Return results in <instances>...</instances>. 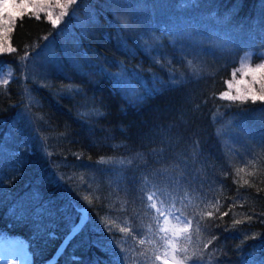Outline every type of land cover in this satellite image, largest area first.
Segmentation results:
<instances>
[{
    "label": "trees",
    "instance_id": "1",
    "mask_svg": "<svg viewBox=\"0 0 264 264\" xmlns=\"http://www.w3.org/2000/svg\"><path fill=\"white\" fill-rule=\"evenodd\" d=\"M66 13L25 12L0 53V240L25 248L20 264H145L164 251L156 191L192 219L178 256L264 264V101L222 98L264 51V0Z\"/></svg>",
    "mask_w": 264,
    "mask_h": 264
},
{
    "label": "snow or ice",
    "instance_id": "2",
    "mask_svg": "<svg viewBox=\"0 0 264 264\" xmlns=\"http://www.w3.org/2000/svg\"><path fill=\"white\" fill-rule=\"evenodd\" d=\"M76 0H67V4H73ZM191 4V0H184V5L188 6ZM57 7L61 9H65L64 3H57ZM11 9L12 11H9ZM16 9H19L20 12L17 14L15 12ZM29 9V5L26 3H9V0H4L2 4H0V13H7L8 20L0 19V24H8L12 25L15 22L16 18H23L25 12ZM43 11V8H41ZM39 19L38 13H32ZM67 14L66 11L62 10L60 16ZM74 14V13H73ZM47 19L55 26L59 23L60 17H53L52 12H47L46 14ZM118 22L121 24L122 27L127 28L129 26V18L128 17H117ZM7 31H11V27L6 29ZM4 51H15L14 48L9 46L7 49L3 47V44L0 43V53ZM249 58L251 57V53L248 54ZM249 72L253 74V83L258 82L255 76V73L264 74V64L258 65L256 68L249 67ZM247 73H242V75ZM233 77H235V72L233 73ZM123 77L121 76L120 79ZM7 84V81H4ZM240 83V82H237ZM232 87V84H229V88ZM237 95L232 96L229 93H223L222 98L229 99V100H246L251 98L253 101L261 100L264 101V93L260 95L252 94L249 96H241L239 94V89H237ZM130 163V162H129ZM157 199H159V206L157 203ZM147 201L151 202L148 207L150 209H154L157 213V224H158V232L163 233L160 237L161 240V247L164 249L163 253L156 254L154 257L150 258V261H146L145 264H155V261H161L162 264H214L213 259L209 257L207 260L204 259L203 253L199 256L193 254L192 256H178L177 253H185L187 252V244H181L180 238L184 237L186 240H190L191 237L188 235L189 227L192 225V219L187 218L180 209H176V212L171 211L170 209L176 208L175 200L172 201L170 205H168V210L165 208V200L160 199L159 195L156 191H153L151 194L147 195ZM177 212L180 214L177 215ZM226 214V213H224ZM206 216L211 217L213 212L209 211L205 213ZM223 215V214H222ZM160 217H163V222H160ZM171 217V220L169 219ZM176 221V224H173L172 221ZM180 224L185 225L184 227H180ZM81 225H75L74 228H79ZM111 231V229H109ZM122 232H127L128 229L122 228ZM214 238V237H213ZM211 241H209L210 243ZM144 240L140 241V244H143ZM207 248V244L204 246ZM171 256V259H169ZM126 257L118 258L117 264H126Z\"/></svg>",
    "mask_w": 264,
    "mask_h": 264
},
{
    "label": "rangeland",
    "instance_id": "3",
    "mask_svg": "<svg viewBox=\"0 0 264 264\" xmlns=\"http://www.w3.org/2000/svg\"><path fill=\"white\" fill-rule=\"evenodd\" d=\"M4 0H0V4H2ZM64 3L65 9H61L60 7H57V3ZM9 3H26L29 5V9L27 11H30V13H38V14H44L46 16L47 12H52L53 17H60V13L62 10L66 11L67 6V0H9ZM41 8H43V11H41ZM9 11H12L9 9ZM26 11V13H27ZM15 12L18 14L20 12L19 9H16ZM47 17V16H46ZM0 19L8 20L7 13H0ZM59 19V21H60ZM13 25V24H12ZM12 25L8 24H0V43L3 44V47L6 49L8 47V43L4 42L6 40V37L8 35V32L6 29L9 27H12ZM264 64V51L257 54V58L254 61L252 56L249 58L248 55H245L239 62V65L235 72V77L232 76L231 80L227 84V89L224 93H229L232 96H236L237 89H239V94L241 96H251L252 94L260 95L264 93V74L261 73H255V76L257 78L256 83H253V74L249 72V67L256 68L258 65ZM242 73H247L242 75ZM12 76V71L9 70L8 67L5 68V72L0 74V83L4 80H7V78ZM240 82V83H237ZM229 84H232V87L229 88ZM223 94V93H222ZM171 220V217H169ZM86 220V214L82 213L81 218L78 221L77 225H81ZM163 221V217H162ZM173 224H176V221H172ZM185 225L180 224V227H184ZM80 228V227H79ZM79 228H74L73 233L76 232ZM25 253V248L21 245H10L8 243H5V241L0 240V264H20L21 262H25L23 260V254ZM169 259H171V256H169ZM51 261H49L47 264H50Z\"/></svg>",
    "mask_w": 264,
    "mask_h": 264
}]
</instances>
